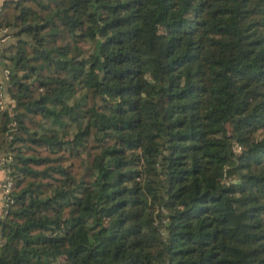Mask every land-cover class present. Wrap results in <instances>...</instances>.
Returning a JSON list of instances; mask_svg holds the SVG:
<instances>
[{
  "label": "trees",
  "instance_id": "trees-1",
  "mask_svg": "<svg viewBox=\"0 0 264 264\" xmlns=\"http://www.w3.org/2000/svg\"><path fill=\"white\" fill-rule=\"evenodd\" d=\"M0 43V264H264V0H5Z\"/></svg>",
  "mask_w": 264,
  "mask_h": 264
},
{
  "label": "crops",
  "instance_id": "crops-1",
  "mask_svg": "<svg viewBox=\"0 0 264 264\" xmlns=\"http://www.w3.org/2000/svg\"><path fill=\"white\" fill-rule=\"evenodd\" d=\"M4 1L5 0H0V8L3 5ZM0 45H1V43H0ZM3 70H4V68H3ZM1 77L4 78V80L7 78L5 72H1ZM4 84H5V91L4 92L6 93V94L4 93V95H5V103L7 102L6 104L10 105L13 101L10 99V97H9V95L7 93L8 82L7 83L5 82ZM2 157H3V155L0 154V161H1ZM6 175H7L6 171H5L4 168H2L1 162H0V215L3 214V210H4V201L5 200H4V192H3V183H4V180L6 178Z\"/></svg>",
  "mask_w": 264,
  "mask_h": 264
},
{
  "label": "built area",
  "instance_id": "built-area-1",
  "mask_svg": "<svg viewBox=\"0 0 264 264\" xmlns=\"http://www.w3.org/2000/svg\"><path fill=\"white\" fill-rule=\"evenodd\" d=\"M5 74H6V76H8L9 71L6 70ZM4 98H5V96L2 95V100L0 102L2 106L5 104V102H4L5 99ZM239 149H240V147H239ZM5 161H6V159L2 158L0 162L2 164V163H5ZM5 171H6L7 175H6V178H5L4 183H3V192H4V200H5L4 201V208L6 206H8V203L11 201L10 192H11V187H12V181H11V179L9 177V173H8L7 169H5Z\"/></svg>",
  "mask_w": 264,
  "mask_h": 264
},
{
  "label": "rangeland",
  "instance_id": "rangeland-1",
  "mask_svg": "<svg viewBox=\"0 0 264 264\" xmlns=\"http://www.w3.org/2000/svg\"><path fill=\"white\" fill-rule=\"evenodd\" d=\"M8 34H9V31H8ZM8 37H6L5 39H3V40H6ZM10 39V38H9ZM79 72H81V70H79ZM30 77H26V79H27V81H28V79H29ZM5 99V98H4ZM4 102H5V100H4ZM7 103V102H6ZM8 105V104H7ZM6 105V106H7ZM7 107H9V105L7 106ZM238 149H239V147H237ZM4 211V210H3Z\"/></svg>",
  "mask_w": 264,
  "mask_h": 264
}]
</instances>
